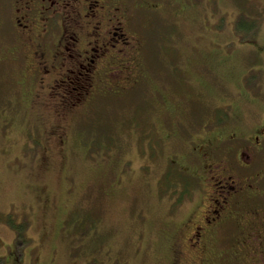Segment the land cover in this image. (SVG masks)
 I'll return each mask as SVG.
<instances>
[{
	"label": "rangeland",
	"instance_id": "374dc122",
	"mask_svg": "<svg viewBox=\"0 0 264 264\" xmlns=\"http://www.w3.org/2000/svg\"><path fill=\"white\" fill-rule=\"evenodd\" d=\"M185 5L190 6L185 13L174 15L172 38L159 23L144 21L134 28L143 37L140 63L146 77L119 96L101 95L105 84L96 83L87 112L54 108L56 91L42 90L39 101L29 102L31 79L21 76L20 61L2 59L8 47L0 46V56L5 49L0 57V264H168L170 243L161 231L182 227L199 197L170 210L167 191L178 187V179L170 184L158 179L161 156L149 169L141 165L158 142L153 129L180 126L182 133L192 132L181 139L186 142L202 133L203 123L225 116L228 104L241 105L248 118L246 112L256 106L240 100L241 74L259 64L264 84V50L261 57L253 55L248 41L251 37L264 48V15L254 13L263 5L248 7L249 0L191 5L186 0ZM236 11L245 13L234 16ZM11 23L3 8L5 33L13 31ZM130 78L112 80L126 84ZM155 87L163 96L152 91ZM181 140H164L165 153Z\"/></svg>",
	"mask_w": 264,
	"mask_h": 264
},
{
	"label": "flooded vegetation",
	"instance_id": "af4514ba",
	"mask_svg": "<svg viewBox=\"0 0 264 264\" xmlns=\"http://www.w3.org/2000/svg\"><path fill=\"white\" fill-rule=\"evenodd\" d=\"M12 1L0 0V42L13 39L17 45H0L8 47L2 59L21 62V76L32 81L26 88L29 102L39 101L42 90L56 91L54 108L64 111H88L95 88L103 83L101 95L116 93L113 85L130 88L146 77L140 63L143 37L135 29L146 22L159 23L172 38L174 15L190 8L186 0ZM188 1L191 5L194 0ZM252 3L263 5L254 13L264 15V0H249L248 7ZM3 8L12 21L13 31L7 33L2 30ZM241 13L245 12L236 11L234 16ZM248 41L254 44L253 55L261 57L264 48L251 37ZM226 52L233 54L232 49ZM260 71L263 68L255 64L241 74L240 100L256 106L246 112L248 118L240 111L241 105L228 104L225 116L203 123L202 133L186 139L187 144L181 139L192 136L190 130L187 136L172 130L162 137L155 129L158 142L151 157L162 155V175L169 183L178 179V187L167 191L170 210L199 197L182 227L172 225L161 231L167 232L164 238L170 243L168 264H264V84ZM120 74L132 80L114 82L112 77ZM174 137L181 145L174 143L165 153L164 140L173 142Z\"/></svg>",
	"mask_w": 264,
	"mask_h": 264
},
{
	"label": "trees",
	"instance_id": "16d2710c",
	"mask_svg": "<svg viewBox=\"0 0 264 264\" xmlns=\"http://www.w3.org/2000/svg\"><path fill=\"white\" fill-rule=\"evenodd\" d=\"M121 75V74H120ZM121 76H123V75H121ZM113 88L115 89V92L116 93H114V92H111V94H113V95H116V96H119V95H117V94H119V92L121 91H123V92H127L129 89H131V88H125L124 87V85H122V86H115V85H113ZM114 89H112V90H114ZM152 91L156 94V95H158V96H160V95H162L163 96V92H161V91H159L156 87L155 88H152ZM120 92V93H121ZM104 95H107V94H104ZM167 100V99H166ZM168 101V100H167ZM89 111V110H88ZM83 112H87V111H83ZM82 112V113H83ZM147 114V113H146ZM167 125H169V123L166 121L165 122ZM62 129V128H61ZM130 130V129H129ZM156 130L159 132V134L160 135H162V137L163 136H165V134H167L168 132H171L172 130L174 131V132H177L176 134L177 135H180V134H182V128L180 127V126H178L177 127V125L175 126V127H168V128H166V127H163L162 126V128L161 129H157L156 128ZM135 130H130V132L129 133H131V132H134ZM153 131H155V129H153ZM186 131L187 130H185L184 132H183V134H187L186 133ZM64 131H61V133H59V135H58V137H61V140H64V139H66L67 137H65L64 136ZM143 136H144V132H143ZM142 136V137H143ZM173 144H171V146H172ZM174 148V147H173ZM142 151V150H141ZM151 150H149L148 152H146L147 153V157H149V158H151V159H149L148 161H145V162H143V163H141V165H145V164H149V165H151V163H152V166H154V162H152V159H155L154 157H151ZM166 153H168V150H167V152ZM159 156H162V155H159ZM162 160H161V162H162V164L163 165H165V160H163V158H161ZM144 168H146V169H149V167H145L144 166ZM159 169H160V167H159ZM145 172H151V171H146V170H144ZM158 179H160V181H165V180H168L167 179V177H165L164 175H162V173L160 174V177L158 178ZM169 182V181H168ZM170 184V183H169ZM163 188H164V186H163ZM163 188H161L162 189V191H163ZM75 224V223H74ZM74 224H73V226H74Z\"/></svg>",
	"mask_w": 264,
	"mask_h": 264
},
{
	"label": "bare ground",
	"instance_id": "6f19581e",
	"mask_svg": "<svg viewBox=\"0 0 264 264\" xmlns=\"http://www.w3.org/2000/svg\"><path fill=\"white\" fill-rule=\"evenodd\" d=\"M43 71V70H42ZM75 103V102H74Z\"/></svg>",
	"mask_w": 264,
	"mask_h": 264
}]
</instances>
